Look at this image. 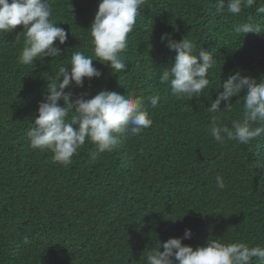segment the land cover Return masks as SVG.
Segmentation results:
<instances>
[{
	"label": "trees",
	"instance_id": "obj_1",
	"mask_svg": "<svg viewBox=\"0 0 264 264\" xmlns=\"http://www.w3.org/2000/svg\"><path fill=\"white\" fill-rule=\"evenodd\" d=\"M48 3L51 18L68 33L64 45L54 42L61 57L22 65L25 37L16 38L22 26L0 33V264H145L144 251L182 237L186 228L192 236L182 243L193 248L210 236L264 247V135L247 145L218 144L208 132L211 116L231 126L243 118L242 103L233 97L230 112L205 110L230 72L240 70L257 82L264 77V32L232 31L249 17L264 26V13L256 11L264 0L235 17L217 13L216 0H146L128 35L127 71L112 74L93 60L101 77L65 91L134 90L153 123L140 135H121L114 151L95 160V145L86 140L67 166L53 162L50 151L32 149L27 133L49 76L60 64L70 66L74 51L92 54L88 29L99 0ZM163 33L191 39L213 54L210 87L199 100L177 99L159 82L176 55L161 43ZM157 93L160 101L152 108L149 98ZM252 264L264 261L253 258Z\"/></svg>",
	"mask_w": 264,
	"mask_h": 264
},
{
	"label": "clouds",
	"instance_id": "obj_2",
	"mask_svg": "<svg viewBox=\"0 0 264 264\" xmlns=\"http://www.w3.org/2000/svg\"><path fill=\"white\" fill-rule=\"evenodd\" d=\"M216 2L217 13L226 10L234 17L256 4V0ZM145 3L146 0H99L88 29L92 54L74 51L70 66L60 64L55 74L49 76L47 94L38 103L34 124L27 133L32 149L50 151L53 162L67 166L86 140L95 145V151L91 153L95 160L100 154L114 151L120 144L121 135L137 136L151 127L153 121L144 98L137 96L134 90L126 88L125 93H118L101 89L95 95L81 93L76 96L65 91L73 85L83 88L85 78L90 81L101 77L102 73L93 65V60L110 68L112 74L127 71L124 53L129 46L128 35ZM256 11L264 13V7H258ZM51 17L48 0H0V33L22 26L16 36L23 34L25 37L18 55L22 65H33L37 59L43 63L44 57H61V50L54 42L64 45L68 33L57 27L58 23ZM250 21L251 17L243 23H236L232 31L243 36L264 32V26ZM160 41L176 55L174 61L163 68L159 82L169 85L171 94L177 99L196 97L199 100L204 90L210 87L209 70L216 63L213 54L186 37L176 41L171 34L163 33ZM216 91V98L208 99L210 106L205 108L206 112H230L234 105L232 98L239 97L235 104L242 103L243 118L233 120L228 126L220 123L217 115H212L208 132L215 142L235 141L247 145L264 135V77L257 82L236 70L230 72L227 79H220ZM242 92L245 95L241 96ZM61 100L63 105L59 103ZM159 101L158 93L149 98L152 108H156ZM215 181L218 189L225 188L222 176L217 175ZM191 236V229L186 228L182 237L169 238L163 244L158 241L156 247L143 252L145 264H252L253 258L264 261V247L259 244L250 247L244 242H224L210 236L204 246L193 248L182 243Z\"/></svg>",
	"mask_w": 264,
	"mask_h": 264
}]
</instances>
